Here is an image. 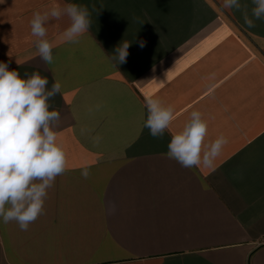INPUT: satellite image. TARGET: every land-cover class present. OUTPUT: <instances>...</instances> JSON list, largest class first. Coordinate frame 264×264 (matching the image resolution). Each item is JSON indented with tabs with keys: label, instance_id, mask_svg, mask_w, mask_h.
<instances>
[{
	"label": "crops",
	"instance_id": "obj_1",
	"mask_svg": "<svg viewBox=\"0 0 264 264\" xmlns=\"http://www.w3.org/2000/svg\"><path fill=\"white\" fill-rule=\"evenodd\" d=\"M53 2L0 0V62L62 83L50 110L68 161L27 231L0 222V264H264V18L251 0H55L85 5L91 25L76 43L61 39L67 17L47 25L46 64L29 21ZM150 96L175 109L162 138L143 126ZM192 110L209 140H229L214 170L166 156Z\"/></svg>",
	"mask_w": 264,
	"mask_h": 264
},
{
	"label": "clouds",
	"instance_id": "obj_2",
	"mask_svg": "<svg viewBox=\"0 0 264 264\" xmlns=\"http://www.w3.org/2000/svg\"><path fill=\"white\" fill-rule=\"evenodd\" d=\"M255 19L264 18V0H251ZM225 10L241 8L240 0H222ZM67 17L68 27L61 33L67 43H76L89 31L90 12L85 5L54 2L43 11H35L29 21L30 34L36 54L46 63L53 64L54 43L48 38L47 25ZM245 23L254 27L245 14ZM131 43L124 42L115 49L119 64L125 63ZM145 46L140 41V47ZM18 64V62H16ZM20 73L9 64L0 62V222H15L21 231L44 214L48 191L58 176L67 170L66 146L54 130L60 112L52 109L50 100L62 93V83L57 79L48 88V79L39 71ZM209 77L208 79H213ZM96 104L89 111H98ZM147 116L144 127L153 138H162L172 129L175 109L159 97H146ZM209 120L199 110H192L181 126L171 131L166 156L187 169L214 170L224 147L229 143L224 133L208 139ZM83 131V130H82ZM99 135L93 137L99 143ZM88 179L90 170L81 169ZM115 210V205H112Z\"/></svg>",
	"mask_w": 264,
	"mask_h": 264
}]
</instances>
